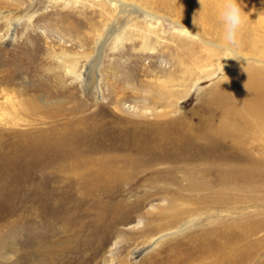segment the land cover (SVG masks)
I'll return each mask as SVG.
<instances>
[{
	"label": "rangeland",
	"instance_id": "obj_1",
	"mask_svg": "<svg viewBox=\"0 0 264 264\" xmlns=\"http://www.w3.org/2000/svg\"><path fill=\"white\" fill-rule=\"evenodd\" d=\"M221 4L0 0V264H264V0L235 46Z\"/></svg>",
	"mask_w": 264,
	"mask_h": 264
},
{
	"label": "clouds",
	"instance_id": "obj_2",
	"mask_svg": "<svg viewBox=\"0 0 264 264\" xmlns=\"http://www.w3.org/2000/svg\"><path fill=\"white\" fill-rule=\"evenodd\" d=\"M199 2L201 7L193 17L195 25H197L198 15L204 11V0H199ZM218 15L223 26L224 40L228 45L235 46L238 41L239 31L244 23V12L240 6V0H222ZM221 75H226L223 70H221Z\"/></svg>",
	"mask_w": 264,
	"mask_h": 264
},
{
	"label": "bare ground",
	"instance_id": "obj_3",
	"mask_svg": "<svg viewBox=\"0 0 264 264\" xmlns=\"http://www.w3.org/2000/svg\"><path fill=\"white\" fill-rule=\"evenodd\" d=\"M113 5H114V4H113ZM120 5H121V3H120ZM122 6H124V5H122ZM207 43H208V42H207ZM213 46H214V45H213ZM217 47H218V46H217ZM233 51H234V50H233ZM237 54L240 55V56L242 57V53H241V52L238 51ZM249 109H250V108H249ZM249 113H250V112H249ZM184 228H185V227H184Z\"/></svg>",
	"mask_w": 264,
	"mask_h": 264
}]
</instances>
